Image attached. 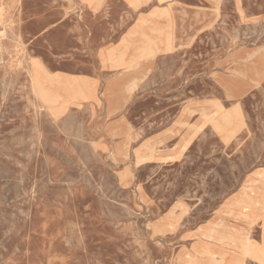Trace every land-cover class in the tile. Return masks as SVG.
<instances>
[{
    "label": "rangeland",
    "instance_id": "374dc122",
    "mask_svg": "<svg viewBox=\"0 0 264 264\" xmlns=\"http://www.w3.org/2000/svg\"><path fill=\"white\" fill-rule=\"evenodd\" d=\"M104 2L0 0V264H264L241 254L264 251V0ZM153 12L129 121L66 108L91 92L35 59L82 72L77 33L114 44Z\"/></svg>",
    "mask_w": 264,
    "mask_h": 264
},
{
    "label": "crops",
    "instance_id": "0c3cea01",
    "mask_svg": "<svg viewBox=\"0 0 264 264\" xmlns=\"http://www.w3.org/2000/svg\"><path fill=\"white\" fill-rule=\"evenodd\" d=\"M73 1L91 16L105 10L107 4L104 0H93L90 3ZM118 1L132 11H138L148 3V0H140L139 6L134 7L127 0ZM154 13L148 14L147 17L138 16L133 27L114 44L108 45V40L102 38L97 42L92 39L83 42L84 39L80 37L83 34L77 33L79 36L75 44L83 51V60L87 63L82 72L69 74L53 71L50 63L47 64L44 58L35 59L38 69L55 76L59 83L66 84L83 95L91 92V98L78 96L72 99L66 108H80L84 115L102 116L104 120L112 123L108 130L110 133L114 128L129 121L126 115L127 106L136 92L142 89V85L150 80V76L152 78L155 76L156 41L149 35L150 29L148 34L143 31L145 22L152 25L156 22ZM166 42L169 44L170 41ZM145 56H147L146 62L142 60ZM51 57V62L55 63L56 56L53 54ZM178 152L176 150L171 153L177 155Z\"/></svg>",
    "mask_w": 264,
    "mask_h": 264
},
{
    "label": "bare ground",
    "instance_id": "6f19581e",
    "mask_svg": "<svg viewBox=\"0 0 264 264\" xmlns=\"http://www.w3.org/2000/svg\"><path fill=\"white\" fill-rule=\"evenodd\" d=\"M32 72V71H31ZM30 74V73H29ZM32 84V83H31ZM33 88V87H32ZM34 89V88H33ZM36 90V89H35ZM36 95H38V94H36ZM219 109V113L220 112H222V108L221 107H219L218 108ZM51 114V113H50ZM221 114V113H220ZM219 114V115H220ZM236 114V113H235ZM222 116H224V117H226V115H229V114H227V113H223L222 112V114H221ZM237 115V114H236ZM219 117V116H218ZM219 118H221V116L219 117ZM218 119V118H217ZM216 119V120H217ZM215 120V119H214ZM214 120H211L210 122H211V124H212V128L215 130V131H217V130H219L220 129V124H219V122H221V121H214ZM222 123V122H221ZM250 189V188H249ZM240 205V204H239ZM239 214V213H238ZM244 218V217H243ZM243 256H249V257H252V258H254V259H257V260H260V259H262L263 257H264V251H261V250H257V249H253V247L252 246H250L249 244H247V243H245L244 245H243V247H242V253H241ZM216 263H217V261H216Z\"/></svg>",
    "mask_w": 264,
    "mask_h": 264
}]
</instances>
